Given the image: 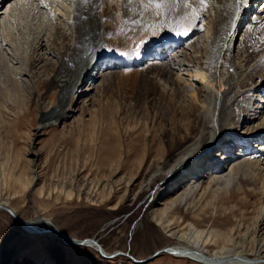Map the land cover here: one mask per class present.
Returning <instances> with one entry per match:
<instances>
[{"label":"bare ground","instance_id":"6f19581e","mask_svg":"<svg viewBox=\"0 0 264 264\" xmlns=\"http://www.w3.org/2000/svg\"><path fill=\"white\" fill-rule=\"evenodd\" d=\"M9 1L0 0V67L7 81L11 80L10 73L22 76L24 79L19 81L26 89L31 80L35 81L34 69L38 68L44 77L38 86L60 93L53 103L38 101L41 123L37 128L63 120L72 111L68 106L74 103L80 104L77 110L81 115L86 112L89 93L98 89V85L87 81L98 61L94 50L99 43L122 44L124 34L119 31H129L134 22L153 23L165 11L180 20L196 16L199 25L194 34L205 27L201 40L196 37L173 59L162 65L153 62L142 72L145 78L158 81L160 96L168 89L183 92L184 103L174 101L172 108L174 112L188 113L190 121L186 126L171 127L173 161L152 158L143 171L145 152L137 167V172L143 171L141 181L136 183L140 176L131 177L124 194L137 187L133 200L158 184L155 194L163 192L172 197L153 211V218L168 228L176 223L174 215L178 214L179 204L195 208L203 198L211 200L227 192L242 191L245 184L260 197L253 224L244 226L239 222L223 228L222 223L218 228L215 222L207 227L206 221H193L187 222L184 230L180 223L175 226L177 230L169 229V234L187 245L165 248L176 253L170 255L202 264H264V0H204L203 4L200 0H187V4L185 0H44V4L40 0ZM44 13L49 14L50 25L41 19ZM19 16L25 17L26 29L31 30L21 35L20 42H14L10 33L20 24ZM44 26L51 31L44 34ZM109 34L112 39L105 37ZM106 75L110 72L99 76L103 79ZM32 90L31 95L35 93ZM72 92L75 97L70 99ZM252 154L257 157H250ZM26 222L29 227L21 228L30 234L52 233L67 245H77L71 243L74 238L63 239L53 232L55 226L45 218ZM41 230L46 231L35 232ZM82 246L95 247L91 242Z\"/></svg>","mask_w":264,"mask_h":264},{"label":"rangeland","instance_id":"374dc122","mask_svg":"<svg viewBox=\"0 0 264 264\" xmlns=\"http://www.w3.org/2000/svg\"><path fill=\"white\" fill-rule=\"evenodd\" d=\"M41 17L51 24L48 13ZM18 18L20 24L10 33L14 42H20L21 35L31 30L26 29L25 17ZM134 24L127 32L119 31L124 34L122 44L99 43L95 48L98 61L87 84L98 85V89L89 93L83 116L77 110L80 104L74 103L68 106L72 111L52 126L37 128L41 123L38 101L53 103L60 95L57 89L47 92V86H38L44 79L41 70L34 69L35 81L23 89L19 81L22 76L10 73L11 80L7 81L0 67V91L4 92L0 95V205L10 207L24 221L45 218L77 241L94 238L107 254L117 252L105 259L95 247L67 245L52 233L30 234L0 210L1 264H135L127 255L140 260L172 244L187 245L169 234V229L177 230L175 226L180 223L184 230L193 221H206L207 227L215 222L218 228L222 223L223 228L239 222L253 224L260 197L245 184L242 191L211 200L203 198L195 208L179 204L176 223L168 228L153 218V211L171 196L155 194L158 184L133 200L137 187L124 194L131 177L140 176L136 183L141 181L140 174L149 160L166 157L173 161L171 127L186 126L190 121L188 113L172 108L174 101L184 103L183 92L168 89L160 96L158 81L142 76L143 69L153 62L160 65L173 59L186 43L196 37L201 40L205 34L204 26L194 34L199 25L195 15L180 20L168 11L153 23ZM50 31L44 26V34ZM105 37L112 39L111 34ZM109 49H115V53ZM102 72L110 75L102 79ZM30 89L35 91L33 95ZM69 97L73 99L75 94ZM145 152L143 171L137 172ZM201 204L206 213L200 210ZM144 264L202 263L161 253Z\"/></svg>","mask_w":264,"mask_h":264},{"label":"water","instance_id":"95a60500","mask_svg":"<svg viewBox=\"0 0 264 264\" xmlns=\"http://www.w3.org/2000/svg\"><path fill=\"white\" fill-rule=\"evenodd\" d=\"M0 209L6 211L22 228H25V227H29V224L22 220L10 207L8 206H0ZM46 230H41V231H35V232H44ZM53 232H55L57 235H59L61 238L63 239H70V237L66 234H64L63 232H61L57 227H53L52 229ZM89 242H91L96 248L97 250L99 251V253L105 258V259H109V258H112V256L116 255V252L115 253H111L109 255H105L102 251V248L100 247V245L98 244L97 240L96 239H93V238H83L79 241H75L72 240L71 243L72 244H77V245H85V244H88ZM161 253H168V254H176L174 252H171L169 251L168 249L166 248H161V249H158L156 250L152 255H150L149 257L145 258V259H135L129 255H127L135 264H144V263H147L153 259H155L159 254ZM123 255H126L123 253Z\"/></svg>","mask_w":264,"mask_h":264},{"label":"snow or ice","instance_id":"6c2138e0","mask_svg":"<svg viewBox=\"0 0 264 264\" xmlns=\"http://www.w3.org/2000/svg\"><path fill=\"white\" fill-rule=\"evenodd\" d=\"M85 2H86V0H85ZM152 2H153V0H149V3H152ZM40 3L41 4H44V0H40ZM200 3L203 4L204 3V0H200ZM185 4H187V0H185ZM156 7L159 8L160 7V4H156ZM176 34L177 35H180V34H186V33H176ZM109 51L115 53V49H109ZM119 55L123 56L124 53H119Z\"/></svg>","mask_w":264,"mask_h":264}]
</instances>
